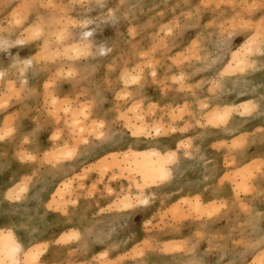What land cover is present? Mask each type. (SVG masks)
I'll return each instance as SVG.
<instances>
[{
	"label": "rangeland",
	"instance_id": "obj_1",
	"mask_svg": "<svg viewBox=\"0 0 264 264\" xmlns=\"http://www.w3.org/2000/svg\"><path fill=\"white\" fill-rule=\"evenodd\" d=\"M262 8L0 0L5 255L32 238L21 264H264Z\"/></svg>",
	"mask_w": 264,
	"mask_h": 264
},
{
	"label": "bare ground",
	"instance_id": "obj_2",
	"mask_svg": "<svg viewBox=\"0 0 264 264\" xmlns=\"http://www.w3.org/2000/svg\"><path fill=\"white\" fill-rule=\"evenodd\" d=\"M207 2V1H206ZM240 57V56H239ZM112 135V134H111ZM108 136V135H107ZM250 146V145H249ZM251 148V147H250ZM249 148V149H250ZM151 152L152 153H155V154H160L157 150H151ZM247 152H248V149L247 148H242L241 150H240V152H239V154H240V159H243L244 157H246L247 156ZM153 157V156H152ZM155 157V156H154ZM154 157H153V159H154ZM143 159L144 160H147L148 159V156H147V153H145L144 155H143ZM150 159H148L147 161H149ZM153 164H150L149 162H147V163H144L143 164V168H145L146 166H152ZM165 165V164H164ZM182 165V164H181ZM178 164L177 165H175L174 166V168H172L173 169V171L174 172H176V170H178L177 168H178ZM184 166V165H183ZM180 167V166H179ZM170 171H171V169H170ZM178 171H180V169L178 170ZM59 172H61V171H59ZM175 174V173H174ZM173 174V175H174ZM150 175V174H149ZM173 177V176H172ZM36 182V181H35ZM33 184H34V182H33ZM32 186V185H31ZM35 192V191H34ZM35 197V193H33V192H31V198H30V200L32 199L33 200V198ZM28 203V202H27ZM26 203V205H27V207H28V204ZM34 203V202H33ZM36 203V202H35ZM31 205H29V207H30ZM20 207H24L23 205L22 206H20ZM21 225V224H20ZM19 225V226H20ZM88 229V228H87ZM86 229V230H87ZM85 231V230H84ZM13 234V233H12ZM83 234H85V236H84V240H85V242H84V240H83V242H84V247H87V242L86 241H89V240H93V238H92V232H90V231H87V232H85V233H83ZM7 236V235H6ZM8 236H10L11 237V235H8ZM8 236H7V238H8ZM8 240V239H7ZM31 241H32V238H31ZM31 241L29 242V243H27V241L25 242V241H19V242H17V244L16 245H14V246H18V248H19V250L21 251V250H23V248L24 249H28L29 247H30V244H31ZM259 241V240H258ZM261 242V241H260ZM6 244H8V243H6ZM83 244V243H82ZM27 252V251H26ZM30 252V251H29ZM25 253V252H24ZM27 262H29V260H27Z\"/></svg>",
	"mask_w": 264,
	"mask_h": 264
},
{
	"label": "snow or ice",
	"instance_id": "obj_3",
	"mask_svg": "<svg viewBox=\"0 0 264 264\" xmlns=\"http://www.w3.org/2000/svg\"><path fill=\"white\" fill-rule=\"evenodd\" d=\"M211 5H205L204 7H210ZM262 13H264V8L261 9ZM18 22V21H17ZM38 34V32H37ZM2 75V74H0ZM226 113L219 117L220 121L225 119ZM262 247H264V242H262ZM18 246H13L7 249V255H5V249L0 247V264H21V261L16 259V254L19 252Z\"/></svg>",
	"mask_w": 264,
	"mask_h": 264
}]
</instances>
